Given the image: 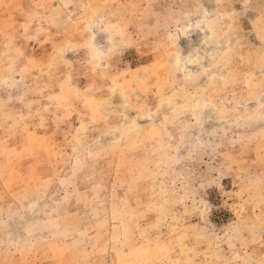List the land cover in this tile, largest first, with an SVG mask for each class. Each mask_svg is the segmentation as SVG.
Masks as SVG:
<instances>
[{"label":"rangeland","instance_id":"1","mask_svg":"<svg viewBox=\"0 0 264 264\" xmlns=\"http://www.w3.org/2000/svg\"><path fill=\"white\" fill-rule=\"evenodd\" d=\"M0 264H264V0H0Z\"/></svg>","mask_w":264,"mask_h":264}]
</instances>
